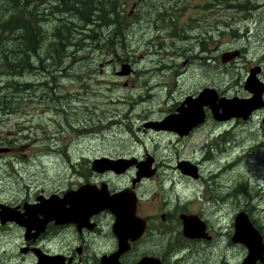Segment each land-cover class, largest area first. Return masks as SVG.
Returning <instances> with one entry per match:
<instances>
[{
    "label": "flooded vegetation",
    "instance_id": "1",
    "mask_svg": "<svg viewBox=\"0 0 264 264\" xmlns=\"http://www.w3.org/2000/svg\"><path fill=\"white\" fill-rule=\"evenodd\" d=\"M161 1L135 0L126 11L128 18L130 10L132 18H135L133 24H137L138 28L139 25H144L143 33H139L141 37L135 44L142 51L135 49L136 58L131 63L123 62V58L120 59L117 55L119 43L123 45V39L119 36L123 33L124 25L122 0H117L116 6L111 5L114 16L111 20L101 21L100 30L97 26L88 25L85 31L95 29L96 34L92 36V33L91 37L107 43L112 56L108 61H115L120 65L118 73L141 77V82L136 81L141 89L135 96V104L142 101L157 102L156 109L146 106L138 116L142 118L138 129L146 136L149 135V147L154 148L151 144L154 136L159 140L172 137L186 139L199 132L206 124L211 125L203 135L208 140H214V147L218 152L222 150L214 155L217 168L204 173L203 163L213 158L209 149L204 152L202 161L181 159L174 167L187 178V183L192 184V180L197 182L195 188L201 189L202 195L208 198L206 201L216 198L227 203L232 195L242 192L247 184L262 188L264 183L259 182L262 179L258 171L260 169L252 167L247 169L248 172L243 169L247 175L245 183L235 185L232 191L231 185L220 187L223 180L233 179L239 166L243 165L241 162L247 158L248 151H251V145L246 147L243 143H232L230 148L220 144L232 129L236 130L243 123L245 125L252 119H260L264 124V106L254 109L248 117H225L222 106L223 101H246L254 97L255 92L246 87L252 74L264 86V56L248 60L244 44L236 46L231 43L221 51L223 44L231 42V34L225 33L229 24H225L222 30L221 23L213 19L220 0H186L179 7L175 5L179 0H163L164 4H160ZM188 5L198 7L199 10L191 11L199 12V19L195 16L185 19L183 11ZM241 6L235 5L239 10ZM136 34L137 31L134 32ZM86 40L92 39L87 37ZM178 45L192 47L195 52L179 68L170 59L173 58V46ZM164 52L166 55L156 57L157 53ZM149 56L151 63L140 67L141 57ZM10 60L11 58L0 67V82L4 80L5 95L4 102H0V120L12 117L13 111H16L12 110L11 103L13 96L15 101L20 98L17 92L35 87L41 90L46 101V114L49 112L60 115L59 104L65 103L62 100L66 93L63 94L64 90L59 84L45 80L35 84L21 82L20 79L28 71L39 70L45 77L55 81L56 74H60L58 55H32L29 61L31 66L19 69V73L13 72ZM165 63L168 67L163 69L162 65ZM205 66L210 70L208 82L179 86L185 83L191 85V82L201 79ZM144 72L151 74L146 80L143 79ZM223 73L236 75L242 85L241 90L231 92V81L221 85L219 77ZM241 73H244V79L240 77ZM157 88L163 93L161 101H158L159 94L154 92ZM262 100L264 102V90ZM143 107L144 104L140 103L136 111L140 112ZM193 108L200 111L198 118L204 114L199 123L187 129L188 132H181L171 126L179 123L176 122L179 117L187 120L188 111ZM76 112L81 113L78 110ZM233 114L237 112L233 111ZM98 118L102 121L101 117ZM47 120L54 122L52 129L46 131V128H41V135L35 133L32 136L28 132L29 126L25 130L21 128L12 131L7 125L0 135V264H264V219L255 215V205L245 202L238 209L239 203L235 197L230 205L235 210L230 215L231 223L225 224L223 219L228 212L226 204L214 207L213 211L217 212L215 216L205 211L204 206L191 207L198 198L191 189L189 195H186L191 198H182L174 186V180L168 186L174 191V198L189 202L171 203L165 199L164 188L158 190V184L163 185L158 178L164 181L162 173L171 172L170 169L174 170L173 166L170 167L169 164L163 172L160 169L163 167L162 163L155 153L149 152L148 147L145 148L148 151L144 150L143 153H139L135 147L134 151L127 150L117 155H91L90 150L81 151L80 147L92 145V138H99L101 135L96 136L93 130L86 132V124L79 122L74 125L69 121L70 128L76 134L69 130L67 135L71 143H63L62 138H59L62 133L56 118ZM76 138L85 140L83 145ZM140 139H135V144ZM70 147L76 148L78 153H72ZM36 154L38 155L34 161L37 159L43 165V157H48L47 163H55V167L65 165L71 177L60 182L29 181L28 175L26 177L22 174L26 170L21 172L18 170L20 166L15 163H20L21 158L28 160ZM104 157L124 162L122 165L114 162L115 165L112 164L109 168L105 167V163L93 165L95 159ZM223 157L227 159L223 160ZM60 159L65 164H58ZM251 173H256L257 178L249 176ZM12 177L19 178L20 181L10 182ZM209 180L212 181L211 185ZM255 197L257 198L256 195ZM240 221L248 234L255 236V253H252L253 248L250 249L245 239H237ZM242 225L239 226L240 231ZM222 236L226 237L225 242L221 241ZM236 246L241 249L238 259L234 253Z\"/></svg>",
    "mask_w": 264,
    "mask_h": 264
},
{
    "label": "rangeland",
    "instance_id": "2",
    "mask_svg": "<svg viewBox=\"0 0 264 264\" xmlns=\"http://www.w3.org/2000/svg\"><path fill=\"white\" fill-rule=\"evenodd\" d=\"M122 1L123 4L125 3L126 10H128L132 7L135 0ZM185 1L186 0H179L176 2L177 4L175 3V5L179 7L184 4ZM39 2V6L41 8H45L49 5L48 0H39ZM160 4H164L163 0ZM240 4L242 6L239 10L235 7V5ZM191 9H198V7L188 5L183 11L185 19L189 16H195L199 19V12L191 11ZM128 15V18L125 16L128 20H124L122 29L123 33L119 35L123 39V45L119 43L117 55L120 59L123 58V62L131 63L132 60L136 58L135 49L142 51L140 47L135 46V44L141 37L139 33H143L142 31L144 29V25L141 24L138 28L137 24H133L135 18H132L130 10L128 11ZM50 17H53V20L58 19L57 13H54ZM213 19L221 23L222 30L224 29L225 24H229L230 26L225 29V33L227 35L231 34L229 37L231 42L223 44L221 51L225 50L227 46L232 44L236 46L244 44L246 49V58H248V60H257L260 56H264V0H220L219 9H217L213 14ZM45 22L46 21H43L46 31L50 29L51 26L48 22ZM186 30L188 29L186 28ZM106 31L107 30H105V33ZM135 31H137L136 35H134ZM82 37L83 35L80 39L78 38L79 44L77 43V45L74 44L69 46V52L64 53V57H62L63 61L60 62V74H56L57 77L55 78V81H53L50 77H45L43 73L41 74V72H39V70L28 71V73H25L22 77H20V79H22L21 82L27 81L37 84L45 80L50 83L52 82V84H59L64 90V93L62 92L63 90L60 92L63 94L66 93V96L63 97L62 100L65 103L59 104L61 114L54 115L49 112L46 114V101L38 87L28 88L27 90L24 89L17 92L19 93L18 95H20L18 96L20 97L18 100L15 101V96L12 97V110L16 111H13L12 117H7V119L2 118V120H0V135H2L1 133L4 132L7 126L9 129L11 128L12 131H17L21 128L25 130V128H28L27 126H29L30 129H28V132L32 136H35V133H41V128H46V131L52 129L54 122L47 120V118L55 117L59 123L60 133L63 134H60L59 136V138H62L63 143H71L69 140L70 137L67 135L69 130L72 134H76V132L70 128L71 125H69V121L74 125L79 124V122L86 124L88 127L86 132L93 130L96 136L101 135L99 138H96L95 136L92 138V145L80 147L81 151L90 150L91 155L104 153L117 155L122 154L127 150L134 151L135 147L139 153H143L144 150H147L145 148L148 147L149 152L155 153L158 161L162 163L163 167L160 169L164 172V169H166L169 164L170 167L173 166L172 168L174 169L176 162L181 159L189 158L193 161H202L204 159L202 157L204 152L209 149V151H211L210 153L213 154V158L203 163L204 173L210 169L217 168L216 158L214 155L218 152V149L214 147V140H208L206 139V135H203L205 131L210 129V124H206L204 128H200L199 132L194 133L190 138L186 139L172 137V139L159 140L157 136H154L153 140H151V144L154 148L149 147L148 140L150 138H147L149 135L146 136L138 129L140 125L139 123L142 122V118H138V116L146 106H150V109H156L157 102L149 103L142 101L140 103H143L144 107L140 112H137L136 110L137 107L140 106V103L135 104L134 100H136L135 96L138 94L137 92H139L141 86L136 81L141 82V77L139 78L130 74L122 75L118 73V71L121 70L120 65L115 61H108L112 56L109 53L107 43L92 38V40H85V43H83ZM233 38H235V40H233ZM226 40H228V37H226ZM47 43L49 42L47 41ZM115 43L116 41L114 40V44ZM173 48L174 51H171L173 58L171 57L170 59L173 63H177V68H179L180 65H183L184 61L190 60L192 58V54L195 53L194 50H192V47L187 48L183 45H178V47L173 46ZM152 51L154 52V48ZM42 53H45V51L41 52V54ZM162 55H166V53H157L156 57H160ZM151 61L150 56L146 58L141 57L139 66L143 67L144 64L148 65ZM101 63H103V65H101ZM92 65L94 66L91 68ZM167 67V63L162 65L163 69ZM150 69L154 68L150 67ZM194 73L191 75H194ZM150 75V72H144L143 79L146 80V78L150 77ZM239 75L242 79H244V73ZM209 79L210 70L208 66H205L201 79L191 82V85L185 83L179 86H194L196 84L208 82ZM153 80H155V78H153ZM219 81L221 85L231 81L229 84L232 85L231 92L241 90L242 85L238 82L236 75L232 76L230 73H223L220 75ZM169 84L171 83H168V85ZM144 88L147 90L145 86ZM3 90L4 80H1L0 93H2ZM55 91L58 90L56 89ZM154 92L159 94L158 101H161L163 93H161L158 88L154 89ZM61 109H65V111H62ZM1 110L3 109L1 108ZM76 110L81 113L77 114ZM88 114L91 115V117ZM63 117L68 118L63 119ZM98 117H101L102 121H99ZM64 121H66L67 124ZM64 129L66 131H64ZM75 137H77V135H75ZM137 138L141 139L140 142L136 140L138 143L135 144L134 140ZM76 141L80 142L81 145L85 142L83 139H77ZM232 143H235V145L243 143L246 147L251 145V151H248L247 158L241 162L244 166H239L234 177L231 175L233 179L230 178L229 180H223V183H220V187L225 188L226 186L231 185L230 188L232 191V188L235 185L241 182L245 183L247 175L244 171L248 172L247 169L249 167L260 169L258 171H260L262 179L259 180V182L264 183V124L262 120L252 119L250 123H246L245 125L243 123L241 126H237L236 130L232 129L220 146L222 145V147L225 146L230 148ZM70 150L72 153H78L76 148L74 149L70 147ZM221 151L219 150L218 153ZM37 155L38 154L30 156L28 160H26V158H21L20 163L18 161L15 163L20 166V169L18 170L21 172L26 170V172L22 174L26 177L28 175L29 181L44 183H48L49 181L60 182L68 180L71 177V173L66 170L67 168L65 165L55 167V163H47L49 161L48 157H43L44 164L47 163L44 166V164H40L37 159L34 161V159L37 158ZM222 159L226 160L227 158L223 157ZM63 161L64 160L60 159L58 164H65ZM259 163H262V165L259 166ZM108 164L112 165L107 162L105 167H107ZM174 170L170 169L171 172L167 171L166 173H162V175H164V181H161L160 178H158V181L163 183V185L158 184V190H161V188L165 189H163V194L165 195V199L167 201H170L171 203L178 201L182 203L189 202H184L182 199L174 198V191L168 187L174 180V186L177 188V191L180 193L182 198H191V196H186L189 195V189H191L193 191V195H196L198 198V200L193 201L191 207L204 206L205 211L211 212L215 216L217 212L213 211L214 207L220 204H226L228 212L227 216L223 219L225 224L231 223L230 215L233 214L235 210H232L230 205L235 197L237 203H239L237 204L238 209L244 206L245 202H248L252 204V206L255 205V215L257 217L262 216L264 219V213H262L264 211V209H262V207H264V186H262V188L259 187V190L258 187L247 184L242 192H236V195H232L231 199L228 200L227 203L216 198H213L212 201H206L208 198H205L204 195H202L201 189L199 190L195 188L197 183L196 181L192 180L193 183L189 184L186 182V177ZM249 176L257 178L256 173L253 175L251 173ZM19 181L20 179L15 177L10 179V182ZM211 183L212 181H210V185ZM10 185L13 186V184ZM200 187L201 184L199 185V188ZM257 190L259 192L254 193ZM221 213H223V211H221ZM221 241L225 242L226 237L222 236ZM240 250L241 249L238 246L234 247V253L237 259L239 258Z\"/></svg>",
    "mask_w": 264,
    "mask_h": 264
},
{
    "label": "trees",
    "instance_id": "3",
    "mask_svg": "<svg viewBox=\"0 0 264 264\" xmlns=\"http://www.w3.org/2000/svg\"><path fill=\"white\" fill-rule=\"evenodd\" d=\"M116 2L48 0L49 5L41 8L39 0H0V67L11 58L13 72L19 73V69L31 66L32 55L44 51L46 55H58L59 63L62 62L64 53L69 52L68 47L79 44L78 38L83 35L85 43L87 37L92 38L91 34H96L93 28L85 31L88 25L97 26L100 30L101 21L113 18L111 5L116 6ZM123 9V18L127 20L125 3ZM54 13H57V20L50 17ZM43 21L49 23L50 29L45 31ZM3 100L4 90L0 93V102Z\"/></svg>",
    "mask_w": 264,
    "mask_h": 264
},
{
    "label": "water",
    "instance_id": "4",
    "mask_svg": "<svg viewBox=\"0 0 264 264\" xmlns=\"http://www.w3.org/2000/svg\"><path fill=\"white\" fill-rule=\"evenodd\" d=\"M128 67H126V71L128 72L129 70L127 69ZM251 81V82H250ZM246 87L248 89H250L251 91H254L255 92V95L253 98H250V99H247L246 101H240L239 100H228V101H223L222 102V106H223V109L225 111V117H232L234 115H239V116H246L248 117L250 115V113L258 108V107H262L264 106V102L262 100V94H263V85H261V83L259 84L258 81L256 80L255 78V75H251L250 76V79L246 85ZM194 100V99H193ZM261 103V104H260ZM224 104V105H223ZM194 107V106H193ZM201 110V108H200ZM183 111V110H182ZM233 111H236L237 114H233ZM199 112L200 111H197L196 108H193L191 110L188 111V114H187V120H183V118L179 117L176 122H179L176 124H172L171 126H173L174 128H176L177 130L179 129V131L181 132H184L186 131L187 129L189 130L191 127H193L195 124L199 123V119H203L204 118V114L201 115L200 118L199 117ZM232 112V113H231ZM198 114V115H197ZM177 116V115H176ZM245 117V118H246ZM171 119V118H170ZM181 120V121H180ZM167 121V120H166ZM173 121V120H172ZM183 121V122H182ZM165 122V121H164ZM169 122V121H168ZM182 122V123H181ZM196 122V123H195ZM191 125V126H190ZM185 126V128H184ZM184 129V130H183ZM187 130V132H188ZM111 163V164H118V165H122L123 164V160L121 161H114L112 159H108V158H101V159H95L93 161V165H101V163ZM114 164V165H115ZM112 165H109L108 164V168L111 167ZM189 169V168H188ZM194 173V172H193ZM240 218V217H239ZM243 218V217H242ZM243 220V219H242ZM241 225H242V221L239 222ZM241 225H238V235H237V239L238 238H241V239H245V241L248 242V245L250 246V249L253 248L252 253H255V247H256V243L254 242L255 240V236L252 235V234H248L247 230L244 229V226L242 225L241 227V231H240V228L239 226ZM186 227V226H185ZM246 231V232H245ZM255 248V249H254ZM253 256V254H252ZM247 259V258H246ZM249 260V259H248Z\"/></svg>",
    "mask_w": 264,
    "mask_h": 264
},
{
    "label": "bare ground",
    "instance_id": "5",
    "mask_svg": "<svg viewBox=\"0 0 264 264\" xmlns=\"http://www.w3.org/2000/svg\"><path fill=\"white\" fill-rule=\"evenodd\" d=\"M91 32H92V31H91ZM58 37H59V36H58ZM56 40H57V39H56ZM66 48H67V47H66ZM67 58H68V57H67ZM225 170H226V168H225ZM221 171H222V170H221ZM223 171H224V170H223ZM166 172H167V171H166ZM224 174H225V172H224ZM227 175H228V174H227ZM227 175H226V176H227ZM222 176H223V175H222ZM167 177H168V176H167ZM170 187H171V186H170Z\"/></svg>",
    "mask_w": 264,
    "mask_h": 264
}]
</instances>
